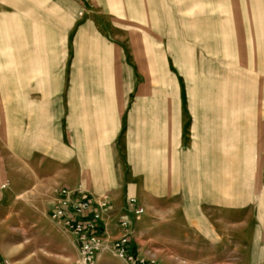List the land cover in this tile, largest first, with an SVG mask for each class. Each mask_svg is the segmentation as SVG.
<instances>
[{"label":"rangeland","instance_id":"1","mask_svg":"<svg viewBox=\"0 0 264 264\" xmlns=\"http://www.w3.org/2000/svg\"><path fill=\"white\" fill-rule=\"evenodd\" d=\"M161 3L0 0L3 123L26 122L17 96L27 83L31 93L51 96L49 80L57 75L62 84L51 128H32L29 144L17 125L8 135L0 130V264H78L74 237L50 220L58 189L78 181L74 171L95 205L109 208L107 250L95 264H128L110 250L116 235L109 227L120 220L141 260L264 264V204L230 208L243 170L257 187L263 168L261 11L240 1L238 33L229 17L222 34L207 33L224 53L192 64L181 50L170 70L166 18L156 16ZM138 4L135 18L129 9ZM209 19L215 26L208 30L220 28ZM80 24L87 26L82 37Z\"/></svg>","mask_w":264,"mask_h":264},{"label":"crops","instance_id":"2","mask_svg":"<svg viewBox=\"0 0 264 264\" xmlns=\"http://www.w3.org/2000/svg\"><path fill=\"white\" fill-rule=\"evenodd\" d=\"M140 1V0H137ZM153 2V0H151ZM161 3V7L159 8L161 11L159 13L157 12L156 16L161 18H166L165 24H166V33H167V65L168 68L171 70L170 66L172 64H175L176 60L175 58L181 57V50H182V56L189 57L191 60V63H195L196 59L202 60L203 62H206L207 57L216 58L217 56L221 55V50L218 51V43L217 40L211 36L213 39L208 40L207 33L208 31L215 33L222 34L224 32L223 25L225 22H228V17L230 18L232 28L231 31L238 33L239 32V17H240V1H247L251 2V8L254 9H260L261 15L263 18V41H262V47L264 48V0H156L158 6V2ZM177 2V3H176ZM257 2V4H256ZM141 5V4H140ZM142 6L135 5L133 9V15L135 18L141 17L140 9ZM154 8V6H153ZM242 9V8H241ZM128 10V9H127ZM165 10V11H163ZM243 13V12H241ZM181 17V19L176 20L175 17ZM225 16L226 19L223 17ZM215 17V21H213L216 25L220 26L219 29H210L208 30V24L209 26H212V21H210L209 18ZM161 22V21H160ZM78 26L79 36L82 37V33L84 32V29H86L85 24H80ZM76 26V27H77ZM215 26V25H214ZM89 28V27H88ZM175 37L178 39L179 43L175 44ZM173 40V42H172ZM176 48L178 49L176 51ZM111 47L108 48V51L105 55H109L108 57L104 58L105 63H108L111 61ZM233 49L237 52L238 49V40L233 45ZM105 50V48H104ZM103 50V51H104ZM121 50H124L123 47ZM105 53V51H104ZM124 57V53H123ZM126 57V56H125ZM109 58V59H108ZM152 63H154L153 59L151 60ZM264 64V60H263ZM174 70V69H173ZM264 75V72H263ZM134 77V76H133ZM29 77L27 76L24 81H29ZM137 79V78H136ZM53 81L54 83L48 84V87L52 89L54 96H51V90L44 91L42 94L40 91L36 93H31V85L27 83V85L23 86L22 95H18L17 97H21L17 102H19V105H22V116L23 120H26V122H23L22 125L18 123H12L5 125L3 123V117H0V130H7V135L10 133L9 130L13 127H18L22 129V137L23 142L24 140L29 144L30 143V137L31 132L30 130L32 128H51L52 124L56 121V116H51V108L52 104H54L56 107V104L58 103V108H61L60 106V96L59 94L62 91V84H61V77L55 75L54 78L50 79L49 81ZM47 86V85H46ZM3 90V89H2ZM4 92V91H3ZM49 92V93H48ZM264 94V89H263ZM54 97V99L52 98ZM237 97V96H236ZM58 98V99H57ZM2 102V98H0ZM238 105L232 106L231 109L238 110ZM9 112L14 111L15 114H20L19 109H14L15 105L8 106ZM6 108L5 110L7 111ZM57 109V108H56ZM1 112H3V109L1 108L0 104V116ZM8 112V111H7ZM178 113L179 115L182 113L181 110L175 109V113ZM214 112H222V108L220 110L215 109ZM60 113V110H59ZM176 113V116H177ZM17 116L16 120H20ZM217 117V116H216ZM206 118H203V121ZM178 116L176 117V123L178 122ZM28 121V122H27ZM36 123H40L38 126ZM33 126V127H32ZM262 128L264 130V121L262 122ZM55 129V128H54ZM47 136V134H45ZM44 135V136H45ZM222 134L219 132L215 133L216 138L219 139V136ZM45 136V137H46ZM222 140H216L215 144H219ZM75 151H77V154L81 153L82 151L79 150V146L74 145ZM110 149V148H109ZM24 152H28L27 149H25ZM83 153V152H82ZM81 153V154H82ZM79 156V155H78ZM249 171L250 169L246 168L243 170V176L246 178L245 182H241L240 187L238 186L237 191H231V204L230 208L234 209L236 208H246V209H253L257 206H261L260 204H264V154H263V168L261 171V178L259 179L258 186H254L253 181L251 182V179L249 181ZM81 173H78L76 171L71 173V177L78 178V181L73 184L72 186H69L71 188H79L85 193H87L86 189L84 188V185L80 182L79 176ZM75 186V187H74ZM203 187H201V190ZM215 192H214V202L215 204H219L218 206H222V192L219 191L218 187L215 186ZM200 190V192H202ZM206 190V188H205ZM259 204V205H256ZM264 213V205L261 206ZM258 208V207H257ZM109 230H112V234L116 235L117 239L121 235V230L119 227L110 226ZM107 233V231H106Z\"/></svg>","mask_w":264,"mask_h":264},{"label":"built area","instance_id":"3","mask_svg":"<svg viewBox=\"0 0 264 264\" xmlns=\"http://www.w3.org/2000/svg\"><path fill=\"white\" fill-rule=\"evenodd\" d=\"M130 204L135 202L130 201ZM141 213V209L134 211L135 216ZM108 214L106 202L95 205L81 189L62 186L56 193L50 220L61 224L74 237L79 253L78 264H95L98 256L107 250L105 220ZM118 227L122 233L112 241L110 247L117 259L128 264H156L152 259L141 260L136 256L126 233L128 228L126 221L120 220Z\"/></svg>","mask_w":264,"mask_h":264}]
</instances>
